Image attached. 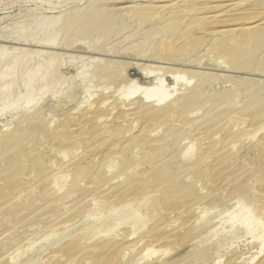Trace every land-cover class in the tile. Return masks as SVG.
Wrapping results in <instances>:
<instances>
[{
	"label": "rangeland",
	"instance_id": "1",
	"mask_svg": "<svg viewBox=\"0 0 264 264\" xmlns=\"http://www.w3.org/2000/svg\"><path fill=\"white\" fill-rule=\"evenodd\" d=\"M36 1L35 0L34 1L29 0L28 2H25V3L19 1L20 3L19 2L17 3V0L16 1L15 0H0V32H5V29L12 28V30H13L12 34L17 35L18 31H19V26L23 21L27 22V20H29L31 18H34L37 16H42V15H44L42 17H46V18L56 15V12H50V10L48 9V6H50V2H48V3L46 2L47 4L44 3L42 5V8H43V9L41 8L42 14L39 15V11L37 10V8L39 6V3L41 4V1L40 0H36ZM53 1H56V0H53ZM88 1L89 0H82L79 4H80V6H86V3ZM160 1H163V0H160ZM65 5H67V6H65ZM73 5H74L73 3L69 4V2H67V0H64V6H63L62 10H64L65 7L68 8V7H71ZM43 21H45V20H43ZM205 22H206V20H204V22L202 20V23L199 22V27H198L199 30H201L205 27L204 26L206 24ZM200 23L202 26H200ZM180 29H182V28H180ZM198 29H196L194 31L192 29H189V32L191 31L190 35L188 34V30H186L187 34H186V31H185V33L182 34L184 37L189 36L190 39L185 37L187 43L185 42V44H184V46L186 45L185 49L181 52L178 51L179 49H177L178 46H176V45H174L176 47L172 46V48H171L170 44H169L170 47L168 46V44H166V45L165 44H161V45L155 44V45H152L151 48H146V47L144 48V44L140 43V45H138L137 54L140 53V51H141V53L143 51L147 54L144 58L142 57L143 60H142V58L138 57L140 55H138V56L137 55H127L128 53L126 54V57L123 56L124 54L123 55L121 54V56H120V55H117V53H115V52L106 53L107 56H105V55L103 56V55H99V54L95 55L94 52H91V51L89 52V51H86L85 49H81V46L75 47V49H73L74 51L72 50V51L68 52V50H66V52H65V51L55 49L58 47H55L53 49H41V48L39 49L37 47L28 45L27 43H23V42L12 43V42H8V41H1L0 40V45L8 47V48H23V49H29V50H42L46 53L47 52H49V53L56 52V53L65 54L66 56H70L67 58L65 56V58L59 59V61L57 60V64L61 66V63L64 62V65L60 68V77L61 76L63 77V79L61 77V79L63 80L61 82H64L65 80H67V83H68L71 80H75L72 83L75 82L74 85L76 84L75 85L76 89L74 90V92H72V93L70 92V94H69L71 96L70 98H73V99H71V101H70L69 97L67 96V99H69V100L66 101V97L61 98V96H62L61 94H57V97H58V95L59 96L61 95L58 98L56 97V95H55V97L52 96V94H49L47 97H45L44 100L46 102H44V103L42 102V105L45 108H47V110H46V114H47L46 116L47 117H46V120L41 124L42 127L39 128V131L41 132V133L39 132V134H41L40 140L41 141L43 140V141H42V144L39 146V148L41 147V149H38V154H40V155L42 154L41 158H43L45 156L46 159L45 158H44V160L42 159V162L44 165L49 166V163L50 162L52 163V161H54V164H52V166L54 168H60L61 166L65 165L67 162L71 161L72 159L73 160L76 159L75 162H77L76 165L78 167L77 168L76 167L71 168L70 172H68L69 174H71L69 181H68V178H66L68 181L66 188L61 190V191H58V192L65 193L67 191L68 185L71 183V180H76V182L79 181L78 183H80V181H81L80 184L83 183L82 182L83 180L86 183V180H87L86 184L89 183L87 185V187L91 186L90 188H92V189H90L88 187L89 190H91V191H88L86 189H83L84 192L82 189H76L77 192L73 191L74 195L75 196L77 195L76 199L74 196V197H70V199L68 201L67 198H69V197H67V198L65 197L60 202L59 201L60 198L58 199V197H55L56 198V200L54 199L55 202H53L54 200L53 201L51 200V201H49V205H46L48 202L47 201L44 202L45 201V199H44L45 198L44 197L45 196L44 195V191H45L44 185L45 184L44 185L40 184L39 188H37L36 192H34L35 195L33 194V196H32V198L34 197V199H33L35 201V202L33 201L34 204L36 203L35 208H34L33 202H31L32 206H27V209L31 208V210L30 209L29 210L32 212V209L34 208L33 209V211H34L33 213L35 214L34 216H36V214H37V216L39 217V214H41L42 216L40 215L41 217H39L41 220H37V219H39L37 216H36V220H35V218H33L34 216L32 215L33 213H31L29 211L31 213V218H29L30 220H26L27 222L26 221L23 222L22 219L24 217H23L22 213H24L26 209H24V211L21 212L20 210H22V209L17 208L19 206H17L18 203H16V202L13 204L14 208L8 207V208H10L11 212H12V210L15 212V210L17 209L16 212L18 213V210H19L21 213L16 214L14 218L11 217L12 220L10 219V221H8V223L7 222L2 223V221L0 220L1 221V224H0L1 225L0 226V237H1L0 240L1 241H0V243L2 244V246L0 244V252H2V253H0V255H1L0 256V264H9V263L10 264H15V263L16 264H44L47 260L48 261L52 260V262H54V263H52L50 261L49 264H60V263L64 262L67 259V257L65 256V254H62L61 257L64 258V256H65L66 257L65 260L62 259L61 257H58V256H57V258L55 257L56 258L55 259L53 257V255H55V252H57V249L59 250L60 248H62V246L64 247L67 244L66 243L67 241L69 242V241L73 240V242H74V241L80 239V236H81V238H83V237L86 238V236L88 235L87 233H89L88 237H89V241H90V242L88 241L89 244L87 243V245L90 246L92 249H94L97 245H99V241H101L100 244H102V243L110 244L113 241L111 243V245H109L111 248L108 250L105 248L106 249V250L104 249L105 251H103V249H99L97 251L90 252L84 256H80L81 258H79V260L77 259L73 264H77L78 261H79L78 264H97V263L98 264H104L105 262H107V264H113V263L114 264H160V263L161 264H167V263L168 264H180V263L181 264H187V263L188 264H200V263L201 264H263L264 263V205H263L264 204V184H263L264 183V180H263V178H264V166H263L264 165V156H263L264 155V145L263 144L264 143H262L264 141V128H263L264 127V102H263L264 101V98H263L264 97V83H261L259 81V80H264V77H262V76H264V74H262V76H259V75H261V74H259L258 75L259 78L258 77L254 78L252 76L251 77L244 76V75L241 76L240 74L238 75V74H235L232 72L231 73L227 72L226 69L224 68L225 65H227V66L237 65L236 62H239L240 59L242 61H243V59H244V61H246L244 58L245 56L244 57L242 56L241 58L236 56L235 59L233 58V55H235V53L236 54L238 53L235 51L238 50L239 48H241V46H236V45L231 46L233 44H231V42L230 43H228V42L231 41L230 39L232 38V36L228 37V35H226V34H224L225 35V37H224L223 34L217 33L218 37L216 34V35H214V39H212L213 38L212 36H208V35H206V36L204 35V37L202 38V34H201L202 30L199 31ZM170 32L168 34H170ZM171 34H172V32H171ZM142 35H144V33ZM195 35H196V37H195L196 39L194 38ZM229 35H231V34H229ZM190 36H193V38ZM197 36H198V38H197ZM98 38L99 37H96V38L90 39L88 41V43L92 46V51H95L96 47L94 45H95L96 40H98ZM76 40L77 41L79 40V42H82L84 39L81 37V35H79L78 37L75 38L74 41H76ZM224 42H226V43H224ZM222 44H226V45L223 46ZM181 45H183V44H181ZM122 46L123 45L111 46V47H114L113 49L116 51V48L122 47ZM179 47H180V45H179ZM59 49H62V48H59ZM232 53H233V55H232ZM115 54H116V56H115ZM248 55H250L249 58L248 57H246V58L249 59V63H248L249 65H253V67H254L257 64V66H260L259 69L264 70V58H263L264 56L259 59L258 56L255 54V52L253 54H248ZM110 56H112V57H110ZM134 56H137L138 58H136ZM153 56H155V57H153ZM71 57H72V60L74 57L76 62L73 61V63H70ZM149 57L152 59H149ZM253 57H254V59H252ZM92 58L96 59V60L93 61ZM156 58H159V60ZM172 58L182 59L183 61H185V60L191 61L192 59L193 60H192L191 64L187 63L190 65V66L188 65L189 66L188 67L183 62L182 63L181 62L176 63V60H171ZM80 59H82L81 63H80ZM98 59L106 60L108 63H110L111 61L112 62L115 61L116 63L118 62L117 63L118 68L115 69V71H113V70L111 72L108 71L105 74V76L103 75V77H98V76L95 77L94 76L93 79L91 77H88L87 79H85V81L79 82L78 76L80 74L79 73L80 69H81V72L85 71L87 68L89 69L90 68L89 66L97 64L96 61ZM134 59H136V60H134ZM167 59H169L168 60L169 62L167 61ZM154 60L155 61L158 60L160 62H162V60H164V62L167 61V63L165 64L164 62H162V63L158 64L157 63L158 61L156 63L151 62ZM250 61H252V62H250ZM170 62H172V63H170ZM193 62L194 63L196 62V64H197V62L198 63L201 62V65H199V64L196 65ZM173 63H174V65H169V64H173ZM218 63H221V67H217L220 65ZM152 64H154L153 66H157V67H153V69L157 68L156 70H158V71L151 74L147 78H144L141 74V69H146L147 66L151 67ZM182 64L184 67L182 66ZM192 64H194V65H192ZM139 65H140V68L139 67L137 68V66H139ZM84 66L86 67V69L84 68ZM198 66H201V67H198ZM55 68H57V67L55 65H53L52 69L55 70ZM159 68H161L162 70H160ZM218 68L220 69V71ZM148 69H150V68H148ZM148 69H146V70H148ZM171 69H174L175 71L171 70ZM180 69H181V71H179ZM116 70H118V71H116ZM119 70L124 71V74H125V76H127V78L137 80L138 85L140 86V90L138 91L136 98L143 97L146 92H150V93H152L154 95H158V96H164V95H169V94L171 95V93H174V89H175V91L178 89L179 92H183L188 83L190 86H194L196 83L198 84V83L203 82L205 80H206L205 81L206 83H207V80H208V82H209V80H210V82L211 81L213 82V85L211 84L210 86H206L209 88H211V86H212V89H210L209 91L206 89L207 94L205 92V94H204L205 96H202L200 98L201 101H199L200 100L199 99L198 101H196V103L195 102L190 103V105L193 104L194 108L192 107V105H191V107H192V109H195V110L192 111V109H190L191 108L190 105H187L188 108L185 109V112H187L186 114H183L185 119L187 118L186 121H185V119H183L185 121V123H188L191 121L194 122V120L195 121L196 120L197 121L202 120V122L198 121L199 123H196L195 126L197 127L199 125L198 126L199 128L202 126H203V128H200L199 131H197L199 128H197V130H195L196 127L195 128L193 127V129L192 128L187 129L190 131L195 130L194 131L195 133L192 132L194 135L190 134L189 137H186V138H188V141L186 143L187 145L184 143L183 146H181L182 149L180 147V150L181 151H186L187 149L193 150L192 155L194 154L193 157H195L196 154H197V156H202L204 154L206 155L207 154L206 152L208 149V152L213 151V153H210L209 155H211L210 158L213 157L214 163L210 159L211 163L209 162L210 166L208 165L206 167L207 169L204 170V168H200V170L202 169L201 172L198 169V172L194 171L195 172L194 173L192 171L193 173H190V174H192V176H191L192 180L189 179L190 182H188V180H181L180 181L182 183H183V181H185L184 182L185 184L184 183L182 184L179 182L180 183L179 188L183 189L186 186L187 187L190 186L191 188L186 187L185 188V191H186L185 194L181 196L183 198L182 199L179 198L178 201H176L177 204H175V202H174V204L172 203L171 207H169L170 201L164 200V202H161V203L160 202L158 203L157 201H155L157 198H156L155 193L152 190H150V193L148 192L149 195L151 194L150 196L147 193V195H148V198H147V196H142V195L138 196L137 195L136 190H138V186H136V185H135L136 187L134 186V188H132V189H136L135 191L130 190L127 193L126 192H119L118 189H114L116 187L115 186L116 184L119 185V184L123 183L124 180L127 179V178L121 179L119 177V173H118L119 167H120V169H123L125 166L130 165L133 161L131 158L130 159L132 161L128 158L129 152L127 150H126V152L118 155V158H117L118 162L116 164L117 165L116 167H118V168H116V170L114 172L112 170V172L115 174L111 173L109 168H107L105 171H104V169H102L103 168L102 166H104V151L106 150V148H108V146H106V145H109L113 141H115V142H126V140L128 138L130 139V138L134 137V135H138L141 128L147 124L146 118H144V117L138 118V117H136L135 114L134 115L130 114L131 111H129L128 109H131V107H128V109H127V105L134 102V100H131L132 102L130 100H128L127 102H129V103L124 101L126 99H130V97H129L130 96V93H129L130 90L123 88L124 86L126 87V83L124 80H123L124 82H122V80L115 78L116 75H118L117 72H119ZM177 70L179 72H176ZM58 71L59 70H57V72ZM77 73H79V74H77ZM173 75H175V77H173ZM98 78H99V80H98ZM102 78H104V79L101 80ZM156 78H158V79L155 80ZM160 78H162V79H160ZM213 78H214V80H213ZM254 80H255V82H254ZM251 83L254 85H252ZM255 84H256V86H255ZM68 85H69V83L67 84V86ZM158 85H160V87H158ZM238 85H250V86H253V89H255V88L259 89V90L263 89L262 90L263 92L261 91V94H260L261 95L260 97L263 98V100L260 99L259 102L257 101L258 103H256V106H251L252 108L254 107L253 110L250 107L248 108V110L244 109L243 106L246 108V106H245L246 104H245V100H244V99H246V96H242V95H245V94H242L241 96L238 97L241 99V100L239 99V101L233 95L235 92L233 90H234V88L236 89V86H238ZM261 85H263V86L261 87ZM221 87H222V89H221ZM219 88H220V90H219ZM229 88L232 90V92L224 93V90L229 89ZM248 88H250V87H248ZM248 88H245V89H248ZM58 89H59V87H58ZM214 89H215V92L217 91L216 93L214 92ZM218 90H219V93H218ZM222 91L224 93V95H222L223 97H221ZM253 91H252L250 98L252 97V95L254 93L258 92V90L257 91L255 90L256 92L253 93ZM212 93H215V94H212ZM217 93H218V95H217ZM209 94H211V95H209ZM228 94H230V95H228ZM247 94H248V92H247ZM213 95H217L218 97L220 96V98H218L216 96V99L214 100L215 97L213 98ZM225 95H227V96H225ZM211 97H212V100H211ZM53 98H55V99L52 101ZM221 98H223L224 100ZM101 99L102 100L104 99L105 101H108L109 103L103 105L104 106L103 107L101 104L98 103L101 101ZM208 99H210V100L208 101ZM217 99H219L218 101H220L221 103H222V101H225L223 103L224 104L226 103L227 105H228L227 102H229V105L231 104L232 106L230 105L231 107H229V105L228 106L225 105V107H224L223 104L221 105L217 102ZM233 99L234 100L237 99V102H236V100L234 101ZM55 100H58V101L56 102ZM261 100H262V102H261ZM251 101H253V100H251ZM205 102H207V103H205ZM58 103H61V105L59 107H56ZM216 103H218V105L222 106V109ZM259 103L260 104L262 103V104L260 105ZM77 104H79V105H77ZM95 104H97V105L99 104L100 106L98 105L97 110L95 112H93L94 114L92 112H90L91 113V115H90V113H89L90 109L88 110V108L91 107L92 105H95ZM212 104H214V106ZM233 104H235V105H233ZM257 104L259 106H257ZM206 106H207V108H206ZM209 107H212L211 109L213 111ZM213 107H215V108H213ZM227 107L231 108V111H230V109L228 110ZM50 108H52V109H50ZM54 109L56 111H54ZM224 109H226L227 111ZM208 111H212L213 119H212V117L210 119L211 115L209 116V119L207 118L208 117L207 114H209ZM232 111L234 114L232 113ZM86 112L88 114H85ZM228 112H230V114ZM205 113H206V115H205ZM227 113H228V116H227ZM2 114L3 113H0V132H2V134H5V133H7V131H11V129L13 130V128L15 127V125H14L15 121H13L14 115L12 117L11 113H7V115H2ZM189 114H190V116H189ZM258 114H259V116H258ZM85 115L86 116L88 115V117H86ZM89 115L90 116L93 115L94 118L91 119L92 121L88 120L86 123V119L90 118ZM51 116H53V117H51ZM82 116L83 117L85 116L83 121L81 119V118H83ZM49 117H51V118H49ZM79 117H81V118H79ZM95 117L96 118L97 117H100V118L104 117V119H107L108 121L107 120L104 121L102 119H101L102 121H100L99 120L100 118L96 119ZM113 117H115V118H113ZM134 117H136V118H134ZM184 117H182V118H184ZM192 117H193V119H192ZM201 117H202V119H201ZM203 117L207 118L208 120L207 119H206V121L203 120L204 119ZM74 118H76V119H74ZM110 119H111V121H110ZM139 119H140V121H139ZM73 120L74 121L78 120V121L76 123ZM235 120H236V122H235ZM79 121H80V123H79ZM124 121H126V122H124ZM73 122L75 124L79 123V125L82 123L81 127H79V129L72 128L71 125L73 126V124H74ZM142 122H144V123H142ZM207 122L209 125L205 126V124H207ZM202 123H204V124H202ZM213 123L214 124L217 123V124H215L217 126V128ZM99 124L103 129L107 128L108 130H111L113 133L112 135H114L112 137L113 138L116 137V138L113 139L111 137L109 140L110 143H109V141H108V143L105 142L106 144L103 142V143H101V145H97L95 148H93L94 146H92L91 149L93 151L91 149L90 150L85 149L84 147H86V146H84L82 143L84 141L83 140L84 137H87V135H88L92 138L93 141H96L98 138L94 137V132H95V130H98L99 128H101V127H99ZM219 126H220V128L218 129ZM221 126H223L225 128H221ZM69 127L71 129H69ZM110 127H112V128H110ZM134 127H135V129H134ZM209 127L214 128V130L212 131L214 134L212 133L213 135H208L206 137L204 136V138L202 136L201 138H199L197 133H199L200 131L202 132ZM96 128H98V129H96ZM226 128H227V130H226ZM186 131H183V132H186ZM196 131H197V133H196ZM246 133H247V135H246ZM182 134H183V136H186L184 133H182ZM182 134L181 135L179 134L180 137L182 136ZM73 135H75V136H73ZM125 135H127L126 138H125ZM54 136H58L57 139L59 140L54 145L52 144L54 147H52L51 149L43 147L44 143L48 142ZM102 136L103 135L101 134V137ZM196 137H198V138H196ZM95 138H96V140H95ZM214 138H215V141H214ZM202 139H204V140H202ZM230 140L232 142V145L230 143ZM208 141H209V144H208ZM219 141H220V144H219ZM79 143L82 144L84 147L82 145H80L81 146V148H80ZM223 143L225 146L227 145V148L225 146H220ZM65 144H67V145H65ZM61 145H63V146H61ZM211 145H212V147H211ZM32 146L33 145H31L30 147H32ZM71 146H72V148H71ZM100 146H101V149H100ZM209 146L212 150L209 148ZM230 146H231V148H230ZM216 147L218 149H216ZM222 147H225L227 149V151L230 152V154H233V155H231L232 158H231V156H229V153L226 151V149L225 148L223 149ZM67 149H69V150H67ZM215 149L217 150L218 153L216 152ZM224 150L226 152H224ZM77 151H78V154H77ZM175 151L177 152L176 148L172 152L174 153ZM181 151H179V152L181 153ZM74 152H75V154H74ZM170 152H168V153L171 154L172 152L171 153ZM215 152L217 155L216 154L213 155ZM256 152H257V154H256ZM1 153H2V150H0V166L3 165V164H1V163H3V161L5 163L8 159H10V157L12 155V153H11V154L4 156ZM50 153L52 154L51 156H50ZM63 153H65L67 156H65V154H63ZM83 153L85 154V156L87 155L90 159L85 157L83 155ZM221 153L224 155H222ZM234 153H235V156H234ZM35 154L37 155V153H35ZM71 154H72V156H71ZM218 154H219V156H218ZM227 154L229 157L227 159L231 158V162H230V160H228V161L225 160V158L227 157V156L225 157V155H227ZM192 155H191V157H192ZM53 156L56 158H54ZM214 156H216V157H214ZM218 157H220L219 160H218ZM222 157L223 158L225 157L224 161H222L223 160ZM82 159H84V160L82 161ZM234 159H236V160H234ZM232 160H234V162ZM184 161H185V163H188V162H186V160H184ZM217 161H219L220 164ZM225 161H227L228 163ZM215 162L217 165L219 164V167H220V165L225 164L224 169H227L228 167H232L231 169H233V171L230 170V168H228L230 170V172H228L229 171L228 169H227V171H225L224 169H222L223 167H220L221 169L217 168L218 167L217 165H216L217 167L214 168V166H212V165H214ZM180 163H181V161H178V159H177V161L172 162L171 165H173V164L178 165ZM226 163L228 166L226 165ZM175 165H173V166H175ZM181 165H184V162H183V164L181 163ZM233 165H234V167H233ZM254 166L256 169L254 168ZM82 167L88 168L92 175L90 174L89 175L90 177L88 176L85 179H83L80 176L82 178L81 179L79 177L80 172H78V171H80V168H82ZM208 168H212L213 170L208 169ZM73 169H78V170H73ZM100 169H101L102 173L99 172ZM216 169H217V172L213 173V171L214 170L216 171ZM220 170H221V172H220ZM207 171L209 172V174H210V171H212L211 173L213 175L207 174L208 173ZM224 171L226 173H224ZM71 172H73V173H71ZM103 172H104V174H103ZM227 172H228V174H227ZM233 172L235 175L232 174ZM100 173L102 174V176ZM108 173L110 176L112 174L113 175L111 177L107 176ZM222 173H224V174H222ZM229 173H230V175H229ZM217 174H220V176H218ZM221 174L223 177L221 176ZM132 175L133 174H131L130 176H127L128 179L130 177H134ZM204 176H206L207 181L205 180ZM239 176H240V178H239ZM260 176H262V178ZM91 177H93V178H91ZM102 178H103V180H102ZM114 178H116V180ZM193 178L195 181H193ZM217 178L220 180H218ZM25 179L30 180L29 186L32 185V182H31V179L29 178V176L27 178L25 177ZM90 179L92 182L90 181ZM198 180H200V181H198ZM108 181H110V183L112 182L110 185L114 188L108 189V187H106V188L102 187V186H104V184H106V182L108 183ZM217 181H218V183H217ZM256 182H259V183H256ZM0 183H2V182H0ZM248 183H249V185H248ZM224 184H226V185H224ZM233 185H235V186L232 187ZM237 185H238V187L236 188ZM246 185H248V186H246ZM195 186H196V188H195ZM258 186L261 190L258 188ZM231 187H232V189H230ZM194 188H195V190H194ZM95 189H99V190L95 191ZM227 189H230V191ZM253 190H255V191H253ZM92 191H95V192H92ZM189 191L192 194L187 193ZM115 192H116V194H115ZM254 192L257 194H255ZM152 193H154V194H152ZM202 193H203V195H202ZM225 193H227L229 195L225 196L226 195ZM234 193H235V196L233 195ZM237 193H239V194H237ZM40 194H41V196H40ZM42 195H44L43 198H42ZM93 195L95 198L93 197ZM152 195H154L155 198H153ZM189 195H191V198L189 197ZM197 195H199V196H197ZM1 196L2 195H0V202L3 201V200H1V199H3ZM85 196H87V197H85ZM37 198L39 199V204H37L38 203ZM145 198H147L148 200ZM189 198L191 200H197V201L199 200V201H201V203L205 201L204 203H202L204 206L201 205V203H200V206H198V207H200L199 209L196 208L194 211L192 209L189 210L188 209L189 203H190ZM209 198H211V199L209 200ZM230 198H232V200H229ZM35 199H37V201ZM65 199H67V200H65ZM143 199H145V200H143ZM236 199H239L242 204L238 203L237 202L238 200H236ZM46 200H47V198H46ZM105 200H106V202H105ZM180 200H182L184 202H182ZM58 201H59V204H58ZM92 201H96V202H92ZM135 201H137L139 204L137 205V202H135ZM83 202H84V204H83ZM132 202H134V203H132ZM147 202L150 205H148ZM165 202L169 203V204L167 203L168 207H165V206H167V204H165ZM42 203L45 204L44 207H45V209H48L49 212L46 210L45 211L42 210L43 212L40 211L43 207ZM81 203H82V205H81ZM93 203L95 205H93ZM129 203L130 204L132 203L133 205L132 204L130 205ZM186 203H187V205H186ZM126 204L127 205L129 204L132 208L129 207V205H128V207H129L128 208ZM163 204H165V206ZM56 205L58 207H56ZM90 205H92V206L89 207ZM177 205H180V206L178 207ZM38 206H42V207L39 208ZM50 206H52V207L50 208ZM181 206H184V207L182 208ZM118 207L121 209L118 210L117 209ZM186 207H187V211L185 212ZM8 208H4L6 211L5 210L3 211L2 210L3 208L1 209L2 211L0 210V214H1L0 217L1 216L2 217L8 216L7 213L10 212V210ZM20 208H23V207H20ZM37 208H39V209H37ZM63 208H64V210H63ZM127 208H128V210H127ZM53 209L54 210L58 209L57 211H55V214L53 212ZM130 209H132V210H130ZM35 210H36V212H35ZM173 210L175 212H173ZM182 210H183V212H182ZM50 211H52V214ZM44 212H45V214H42ZM121 212L123 213L122 219H121V217H119V218L122 221H119L120 219L118 218V216L121 215ZM125 212H127L129 214H127ZM158 212L159 213L162 212L161 216L164 217L163 222H166L167 225L165 223H163V225L160 224L161 225L160 227L156 226L157 225V219L156 218H157V216H159ZM77 213H78V215H77ZM118 213H119V215H118ZM156 213L158 215H155ZM20 214H22V215H20ZM124 214H126L127 217L124 216ZM19 215H20V217H19ZM192 215L195 216V218ZM17 216L19 218H17ZM90 216L92 217V220L91 219L86 220ZM128 216H130V217H128ZM134 216H135V218H134ZM179 216H180V218H178ZM188 216L191 219H189ZM124 217L126 220L124 219ZM172 217H174V218H172ZM20 218H21V220L18 221ZM127 218H130V220ZM236 218H237V220H236ZM245 218H246V220H245ZM48 219L51 222H49ZM114 219H117V221ZM180 219H181V221H180ZM81 220H82V222H81ZM85 220L88 222L84 223ZM73 221H74V223H73ZM53 222H54L55 226H53ZM122 222H124V224ZM196 222H197V224H195ZM45 223H47L48 225H50V223H51V225H50L51 227ZM86 223H88V224H86ZM113 223H115V224H113ZM170 223L172 225H169ZM175 223H178V224H175ZM2 224H4V225H2ZM102 224H105L104 226L106 228L104 227L101 230L103 232H100L98 229L99 228L101 229ZM10 225H11L12 230L14 227V231L11 230ZM19 225H21V228H19L20 227ZM58 225L63 226V227H59ZM66 225L69 226V228L71 227L72 229L71 228L70 229L72 231ZM183 225H185V226H183ZM190 225H192V226H190ZM15 227H16V229H18L19 231L21 230V231L19 232L18 230L15 229ZM24 227H25L24 230H26L25 232H24V230L22 231V229ZM29 228H30V230H29ZM83 228H84V230H83ZM111 228L113 229V231L110 230ZM130 228L133 231H131ZM165 228L166 229L168 228V229L166 230ZM173 228L176 230L174 231ZM87 229L88 230L90 229L89 232ZM108 229L110 230V232ZM184 229H185V232H184ZM15 230L17 232L16 233L17 235L15 234ZM128 230L131 232H129ZM157 230H160V234H162L163 236L160 235L159 231H157ZM9 231L11 232V234ZM45 231H47V232H45ZM189 231H191V233ZM1 232H3V233H1ZM78 232H79V234H78ZM117 232L119 235L117 234ZM186 232H187V234H186ZM26 233H27V235H26ZM40 233H41V235H40ZM120 233H121V235H120ZM168 233H169V235H168ZM210 233H211V235H210ZM84 234L85 235L87 234V235L84 236ZM132 234H134V235H132ZM4 235H7V236L10 235V236L5 237ZM12 235L13 236L15 235V236L13 237ZM166 235H168V236H166ZM11 236L15 239L11 238ZM16 236H18V237H16ZM214 236H215V238L216 237L217 238L215 239ZM137 237H139V238L136 239ZM142 237H144L145 239H143ZM65 238H66V240H65ZM4 240H6V241H4ZM108 240H110V241L108 242ZM196 240H198V241H196ZM183 242H185V243H183ZM195 242H197V243H195ZM23 243H25V244L21 246V244H23ZM140 243H141V245H140ZM92 244H94V245H92ZM97 247H99V246H97ZM8 249H9V251H8ZM122 249H124V251ZM111 250H113V251H111ZM150 250H152V251L154 250L155 254L152 253V251H150ZM103 252H105V253L103 254ZM3 254L4 255L6 254L7 256H4ZM100 254H103V255L100 256ZM193 254H194V256H193ZM196 254H197V256H195ZM2 255H3V257H2ZM29 255L31 257H29ZM119 255H121V257ZM199 255H200V257H199ZM17 256L19 258H17ZM3 258H5V259H3ZM8 258L10 259V261ZM57 259H58V261H57ZM60 259H62L63 261ZM189 259H190V261H189ZM18 262H20V263H18Z\"/></svg>",
	"mask_w": 264,
	"mask_h": 264
},
{
	"label": "bare ground",
	"instance_id": "2",
	"mask_svg": "<svg viewBox=\"0 0 264 264\" xmlns=\"http://www.w3.org/2000/svg\"><path fill=\"white\" fill-rule=\"evenodd\" d=\"M16 1V0H15ZM28 2L29 0H17L18 2ZM34 1V0H32ZM36 1V0H35ZM41 4L39 3V6L37 8V10L39 11V15L42 14V5L44 3H48L50 2V6H48V9L50 10V12H56L55 16H50V17H42V16H37L34 18H31L29 20L23 21L20 26H19V31L18 34H12V28H7L5 29V32H0V40L1 41H8V42H12V43H27L28 45L37 47V48H41V49H53L55 47V49L61 50V51H65L68 50L72 51L73 49H75V47L81 46V49H85L86 51H91L94 52L95 55L99 54V55H106V53H112L115 52L117 53V55L121 54L123 56L126 57L127 55H140L138 57L140 58H144L147 54L145 52L140 51V53L137 54V49H138V45L144 44V48H151L152 45H161V44H169L173 47L178 46L177 49H179L178 51L181 52L185 49V42H186V38L190 39L189 36H183L182 34L185 33L186 30H188V34L190 35L191 31L189 32V29H192L193 31L198 29L199 27V22L202 23V20L204 22V20H206V24L204 25L205 27L199 31H201L202 34V38L204 37V35H208V36H212L214 39V35H216L217 33H221V34H226L229 36H232V38L230 39L231 41H229L228 43L231 42V46H241V48H239L238 50H236L235 52H238L237 54L235 53V55H233V58L235 59L236 56H238L239 58H241L242 56L245 58L246 61H243L240 59L239 62H236L237 65L234 66H227L225 65L224 68L226 69L227 72L229 73H235V74H240L241 76H248V77H258L262 76V74H264V70L259 69L260 66H257V64L253 67V65H249V56L248 54H253L255 52V54L258 56V58L260 59L261 57L264 56V0H163V1H156V0H89L86 3V6H80V2L82 0H67V2L73 3L74 5L68 8H64V10H62L63 6H64V0H40ZM39 1V2H40ZM19 2V3H20ZM37 2V1H36ZM16 3V2H15ZM46 3V4H47ZM127 4V5H126ZM49 5V4H48ZM68 5V4H67ZM65 5V6H67ZM72 5V4H71ZM42 8V9H41ZM58 14V15H57ZM45 20V21H43ZM200 23V26H202ZM182 28V29H180ZM216 30V31H215ZM172 34H171V32ZM170 32V34H168ZM144 33V35H142ZM197 33V32H196ZM195 33V34H196ZM187 34V31H186ZM200 34V33H199ZM198 34V35H199ZM231 34V35H229ZM79 35H81V37L84 39L82 42H79V40L74 41L76 37H78ZM193 35V34H192ZM96 37H99L98 40H96L95 42V51H92V46L88 43V41L90 39H94ZM193 38V36H190ZM196 37V35L194 36V38ZM218 37V34H217ZM216 37V38H217ZM225 37V35H224ZM227 37V36H226ZM157 38V39H156ZM159 38V39H158ZM198 38V36H197ZM207 38V37H206ZM209 38V37H208ZM196 39V38H195ZM200 40V39H199ZM189 41V40H188ZM227 42V41H226ZM224 42V43H226ZM100 43V44H99ZM187 43V42H186ZM190 43V42H189ZM79 44V45H78ZM183 44V45H181ZM123 45L122 47H118L116 48V51L113 49L114 47L111 46H120ZM176 45V46H174ZM180 45V47H179ZM188 45V44H187ZM223 46L226 44H222ZM235 46V47H236ZM170 47V46H169ZM190 47V46H189ZM62 48V49H59ZM70 49V50H69ZM165 49V48H164ZM163 49V50H164ZM169 50V49H168ZM74 51V50H73ZM76 51V50H75ZM145 51V50H144ZM173 52V51H172ZM114 54V53H113ZM161 54V53H160ZM159 54V55H160ZM47 57H46V56ZM142 55V56H141ZM168 55V54H167ZM65 54H61V53H56V52H44L42 50H29V49H23V48H8L5 46L0 45V113H3L2 115H7V113H11L12 117L14 115V120L15 123V127L13 128V130L11 129V131H7V133L2 134V132H0V150H2V155L6 156L8 154H11L10 159H8L5 163L3 161L2 166H0V195H2L1 197L3 199V201H1L0 203V210L2 209L3 211L5 210L4 208H8V207H13V204L16 202L18 203L17 208L22 209L20 210L21 212L25 210L23 214V222H25L26 220H30L29 218H31V213H33V209L35 208L36 203L34 204V197L32 198L34 192H36L37 188H39L40 184H45V191H44V195H42L45 197V201L44 202H48L46 205H49V201H53L54 199L56 200L55 197H58V199L60 198V202L61 200H63V198H67L68 201L70 199V197H74V193L76 189H86L88 191L89 188L91 187H87L86 183L84 182V180L82 181L83 183H78L79 181L76 182V180H71V183L68 185L67 187V191L65 193H60L58 191H61L63 189L66 188L67 186V182L69 181V178L71 176V174H69L68 172H70L71 168H77L78 166L76 165L77 162H75V160H71L69 162H67L65 165L61 166L60 168H54L52 166V164H54V161H52V163H49V166L44 165L42 162V159L44 160L45 156L43 158H41V155L38 154V149H41V147L39 148V146L42 144V141L40 140V135L39 134V128L42 127V123L46 120V110L47 108H45L42 105V102H46L44 99L45 97H47L49 94H52V96L57 97V94H61V98H65L66 97V101L73 98H70L71 96L69 95L70 92H74L75 85L74 83H72L75 80H71L69 83V85L67 86V80L63 81V77L61 79L60 77V68L64 65V62L61 63V66L57 64V60L59 61V59L65 58ZM116 56V54H115ZM119 56V57H120ZM122 56V57H123ZM137 56H134L136 58H138ZM152 56V55H151ZM235 56V57H234ZM70 57V56H66ZM112 57V56H110ZM155 57V56H153ZM248 57V58H246ZM256 57V56H255ZM121 58V57H120ZM130 58V57H129ZM142 58V60H143ZM147 58V57H146ZM163 58V57H162ZM161 58V59H162ZM238 58V59H239ZM264 58V57H263ZM93 59V58H92ZM149 59H152L149 57ZM159 60V58H156ZM160 59V60H161ZM254 59V57L252 58ZM80 59V63H81ZM96 59H93V61ZM136 60V59H134ZM141 60V59H140ZM141 60V61H142ZM158 60H154L151 61L153 63H156ZM169 59H167L168 61ZM171 60H176V63H184L187 66L189 64L187 63H192V60H185L183 61L182 59H176V58H172ZM170 60V61H171ZM64 61V60H63ZM69 61V60H68ZM71 62L73 63V61H75V58L71 57ZM79 61V60H78ZM92 61V60H91ZM166 61V60H165ZM164 62V60H162V62H164L165 64L167 63ZM195 61V60H194ZM76 62V61H75ZM97 64L91 65L89 66L90 68L86 69V67L84 66V68L86 69L85 71L81 72V69L79 71V82L81 81H85V79H87L88 77H91L92 79L95 77H103V75L105 76V74L108 71H115V69H117V63L114 62H110L108 63L106 60L103 59H98ZM160 61H158L157 63H162ZM169 62V61H168ZM252 62V61H250ZM59 63V62H58ZM68 63V62H67ZM107 63V64H106ZM172 63V62H170ZM194 63V62H193ZM106 64V65H105ZM109 64V65H108ZM124 64V63H123ZM127 64V63H126ZM150 64V63H149ZM196 64V62L194 63ZM192 64V65H194ZM197 64L201 65V62ZM196 64V65H197ZM217 67H221V63ZM251 64V63H250ZM55 65L57 68H55V70L52 69V66ZM58 65V66H57ZM154 64L151 65V67H148L150 69L146 70V69H141V74L144 78H147L148 76H150L151 74L155 73L156 70L153 69V67H157V66H153ZM169 65H174L173 64H169ZM168 65V66H169ZM177 65V64H176ZM179 65V64H178ZM260 65V64H259ZM60 66V67H59ZM80 66V65H79ZM134 66V65H133ZM150 66V65H149ZM167 66V65H166ZM183 66V64H182ZM190 66V65H189ZM188 66V67H189ZM262 66V65H261ZM140 68V65L137 66V68ZM175 67V66H174ZM173 67V68H174ZM184 67V66H183ZM193 67V66H192ZM201 67V66H198ZM83 68V67H82ZM162 68V67H161ZM161 68H159L160 70H162ZM170 68V67H169ZM177 68V67H176ZM207 68V67H206ZM197 69V68H196ZM219 69V68H218ZM57 70H59L57 72ZM139 70V69H138ZM174 70V69H171ZM183 70V69H182ZM199 70V69H198ZM201 70V69H200ZM118 71V70H116ZM127 71V70H126ZM175 71V70H174ZM181 71V69L179 70ZM178 70L176 72H179ZM184 71V70H183ZM220 71V69H219ZM225 71V72H226ZM109 72V73H110ZM118 75H116V79H120L122 80V82L125 81L126 83V87L124 86V89H128L130 90V99H126L124 100L125 102H127L128 100H134V102L130 103L127 105V109L128 107H131V109H128L130 112V114L132 115H136V117L138 118H146L147 119V124L145 126H143L141 128V130L139 131L138 135H134V137L132 138H128L126 140V142H115L113 141L112 143H110V138L114 135H112V131L108 130L107 128H102L99 124V127L101 128H96L98 130H95L94 132V137H97L98 139L93 141L92 138L90 136L87 135V137H84V141L82 142L84 147L82 144L79 143V146L82 145L85 149L90 150L92 148V146H94L93 148H95L97 145H101V143H108L109 141V145L108 148H106V150L104 151V166H102L104 169V171L109 168L111 173H113L116 168L117 162H118V155H120L121 153L126 152V150L129 152V156L128 158L132 161V163L128 166H125L123 169L118 170L119 173V177L121 179L123 178H127V176H130L131 174H133L132 176L134 177H130L128 180H124L123 183L119 184V185H115L116 187H112L110 184V181H108V183L106 182V184H104V186H102L103 188L108 187V189L114 188V189H118L119 192H129L130 190H136V189H132L134 188V186H138V190H136L137 195L138 196H147L150 193V190H152L155 195H156V200L158 203L160 202H164V200L166 201H170L168 204L170 205L169 207H171L172 203L177 204L176 201H178L179 198H183L181 197L182 195L185 194V188H179V184L182 183L180 182L181 180H188L191 179L192 174L194 171L198 172V169L200 170V168H204L207 169L206 167L211 163V161L214 163L213 161V157L210 158L211 155H209L210 153H213V151L208 152L207 149V154L202 155V156H197V154L194 156V154L192 155V151L190 149H185L186 151H181L180 147L183 146V144L187 143L188 138L190 134H193L192 132H194L195 130H197V128H199L198 126L196 127V123H199L198 121L202 122V120H194V122H188L185 123L186 119L184 117L183 114H186L187 112H185V109L188 108L187 105H190V103H196V101H198L202 96H205V92L207 94L206 89L209 91L210 89H212L206 86H210L211 84L213 85V82L211 83L210 80L207 83L205 81L200 82V83H196L194 86H190L189 83L186 85L185 89L183 92H179L178 89L175 91L174 89V93H171V95H164V96H158V95H154L150 92H146L144 94L143 97L141 98H136V95L138 94V91L140 90V86L138 85L137 80L135 79H129L127 78V76H125L124 71H120L117 72ZM115 74V73H114ZM261 74V75H259ZM259 75V76H258ZM173 77H175V75H173ZM217 77V76H216ZM215 77V78H216ZM264 77V76H262ZM77 78V77H76ZM75 78V79H76ZM218 78V77H217ZM104 78H102L101 80H103ZM158 78H156L155 80H157ZM162 79V78H160ZM99 80V78H98ZM124 80V81H123ZM214 80V78H213ZM253 81V80H252ZM261 83H264V80H259ZM103 82V81H102ZM109 82V81H108ZM111 82V81H110ZM255 82V80H254ZM99 83V82H98ZM160 83V82H159ZM210 83V84H209ZM252 84V83H251ZM124 85V84H123ZM215 85V84H214ZM254 85V84H252ZM74 86V87H73ZM217 86V85H216ZM256 86V84H255ZM263 85H261L262 87ZM59 87V89H58ZM66 89H65V88ZM158 87H160V85H158ZM227 87V86H226ZM225 87V88H226ZM250 87V88H248ZM122 88V87H121ZM209 88V89H208ZM248 88V89H245ZM255 88V87H254ZM58 89V90H57ZM65 89V90H64ZM216 89V88H215ZM214 89V92H215ZM222 89V87H221ZM253 86L250 85H238L236 86V89L234 88L233 91L234 92V96L235 98H238L239 96H246L245 100V106L246 108L243 106L244 109H247L251 106H256V103L259 102L260 99L263 100V98H261L260 94L261 91L263 89H253ZM64 90V91H63ZM87 90V89H86ZM220 90V88H219ZM218 90V93H219ZM258 90V92L256 91ZM251 91V92H250ZM252 91L254 93L252 95V97L250 98ZM61 92V93H60ZM217 92V91H216ZM215 92V93H216ZM232 92V90L226 89L224 90V93H230ZM248 92V94H247ZM263 92V91H262ZM212 93V94H215ZM217 93V95H218ZM221 93V92H220ZM223 91L221 94V97H223L222 95H224ZM75 94V93H74ZM66 95V96H65ZM211 95V94H209ZM217 95H213L214 100L216 99ZM230 95V94H228ZM58 95V97H60ZM67 96L69 97V99H67ZM133 96V97H132ZM227 96V95H225ZM224 96V97H225ZM51 97V96H50ZM57 97V98H58ZM73 97V96H72ZM128 97V98H129ZM218 97V96H217ZM49 98V97H48ZM47 98V99H48ZM60 98V99H61ZM105 98V97H104ZM204 98V97H203ZM220 98V96L218 97ZM242 98V97H241ZM55 98L52 99V101ZM107 99V98H106ZM223 99V98H221ZM220 99V100H221ZM237 99L236 102H237ZM253 101H251V100ZM44 100V101H43ZM49 100V99H48ZM59 100V99H58ZM58 100H55L56 102ZM62 100V99H61ZM65 100V99H64ZM210 99H208L209 101ZM212 100V97H211ZM213 100V101H214ZM219 99H217V102L219 104H223L224 107L225 105H228L222 101V103L220 101H218ZM224 100V99H223ZM234 100V99H233ZM234 100V101H235ZM241 100V99H240ZM261 100V102H262ZM63 101V100H62ZM201 101V99L199 100ZM203 101V100H202ZM232 101V100H231ZM255 101V102H254ZM258 101V102H257ZM61 102V101H60ZM122 102V101H121ZM204 102V101H203ZM211 102V101H210ZM233 102V101H232ZM231 102V103H232ZM264 102V101H263ZM99 104H101L102 106L109 103L108 101H105L104 99L100 102H98ZM124 103V102H123ZM129 103V102H127ZM207 103V102H205ZM204 103V104H205ZM218 103H216L218 105ZM46 104V103H45ZM98 104V105H99ZM201 104V103H200ZM209 104V103H208ZM238 104V103H237ZM254 104V105H253ZM260 104V103H259ZM262 104V103H261ZM260 104V105H261ZM61 105V103H58L56 107H59ZM79 105V104H77ZM98 105H92L91 107L88 108L89 113L90 112H95L98 108ZM122 105V104H121ZM126 105V104H125ZM193 107V104H191ZM190 105V107H191ZM199 105V104H198ZM214 106V104H212ZM211 105V106H212ZM216 105V106H217ZM231 105V104H230ZM229 105V107H231ZM235 105V104H233ZM244 105V104H243ZM100 106V105H99ZM101 106V107H102ZM123 106V105H122ZM220 106V105H218ZM257 106H259L257 104ZM100 107V108H101ZM104 107V106H103ZM189 107V108H190ZM192 107L190 109H192ZM222 109V106H220ZM234 107V106H233ZM237 107V106H236ZM121 108V107H120ZM119 108V109H120ZM194 108V107H193ZM207 108V106H206ZM210 109L212 107H209ZM215 108V107H213ZM218 108V107H217ZM216 108V109H217ZM228 108V107H227ZM254 108V107H253ZM252 108V110H253ZM256 108V107H255ZM52 109V108H50ZM56 109V108H55ZM54 109V111H56ZM118 109V110H119ZM200 109V108H199ZM220 109V110H221ZM231 108H228V110ZM62 110V109H61ZM189 110V109H188ZM195 109H192V111ZM203 110V109H202ZM212 110V109H211ZM215 110V109H214ZM219 110V111H220ZM226 110V109H224ZM255 110V109H254ZM59 111V110H58ZM213 111V110H212ZM212 111H208L209 114L208 115V119L210 116V119L212 116ZM227 111V110H226ZM259 111V110H258ZM257 111V112H258ZM68 112V111H67ZM116 112V111H115ZM185 112V113H184ZM207 112V113H208ZM216 112V111H215ZM245 112V111H244ZM256 112V111H255ZM62 113V112H61ZM199 113V112H198ZM219 113V112H218ZM226 113V112H225ZM230 114V112H228ZM227 113V116H228ZM233 113V111H232ZM51 114V113H50ZM74 114V113H73ZM85 114H88L87 112ZM94 114V113H93ZM103 114V113H102ZM114 114V113H113ZM129 114V113H128ZM234 114V113H233ZM247 114V113H246ZM257 114V113H256ZM59 115V114H58ZM83 115V114H82ZM91 115V113H90ZM89 115V116H90ZM101 115V114H100ZM126 115V114H125ZM193 115V114H192ZM197 115V114H196ZM206 115V113H205ZM261 115V114H260ZM50 116V115H49ZM86 116V115H85ZM84 116V117H85ZM190 116V114H189ZM223 116V115H222ZM259 116V114H258ZM53 117V116H51ZM49 117V118H51ZM70 117V116H69ZM83 117V116H82ZM84 117L81 118L82 121L84 120ZM88 117V115L86 116ZM128 117V116H127ZM134 117V118H136ZM184 117V118H182ZM55 118V117H54ZM93 117L90 116V118L86 119V123L88 120H91ZM96 118V117H95ZM100 117H97L96 119H99ZM115 118V117H113ZM137 118V119H138ZM196 118V117H195ZM206 121L207 118L203 117ZM257 118V117H256ZM56 119V118H55ZM76 119V118H74ZM107 120L103 118H100L99 120ZM129 119V118H128ZM185 119V121L183 120ZM193 119V117H192ZM197 119V118H196ZM200 119V118H199ZM202 119V117H201ZM207 119V120H208ZM228 119V118H227ZM79 120V119H78ZM74 121L77 123V121ZM131 120V119H130ZM136 120V119H135ZM142 120V119H141ZM190 120V119H189ZM216 120V119H215ZM12 121V122H13ZM92 121V120H91ZM98 121V120H97ZM108 121V120H107ZM111 121V119H110ZM109 121V122H110ZM140 121V119H139ZM212 121V120H211ZM226 121V120H225ZM73 122V123H74ZM121 122V121H120ZM126 122V121H124ZM134 122V121H133ZM215 122V121H214ZM236 122V120H235ZM11 123V122H10ZM80 123V121H79ZM73 124V126L71 125L72 128H77L79 129V127H81V124ZM139 123V122H138ZM144 123V122H142ZM205 123V122H204ZM202 123V124H204ZM45 124V123H44ZM125 124V123H124ZM201 124V125H202ZM214 124V123H213ZM217 124V123H215ZM214 124V125H215ZM221 124V123H220ZM104 125V124H103ZM113 125V124H112ZM206 125H209L208 122ZM95 126V125H94ZM107 126V125H106ZM121 126V125H120ZM204 126V127H205ZM211 126V125H210ZM216 126V125H215ZM98 127V126H97ZM193 127L196 129L194 131H190L187 129H190ZM9 128V127H8ZM112 128V127H110ZM124 128V127H123ZM200 128H203L200 127ZM200 128L197 130L199 131ZM217 128V126H216ZM220 128V126L218 127V129ZM221 128H225L223 126H221ZM264 128V127H263ZM6 129V128H5ZM4 129V130H5ZM69 129H71L69 127ZM116 129V128H115ZM135 129V127H134ZM9 130V129H8ZM87 130V129H86ZM124 130V129H123ZM187 130V131H186ZM214 130L213 127H209L207 129H205L204 131H200L199 133H197L198 137L201 138L203 136L206 137L208 135H213L214 133L212 132ZM225 130V129H224ZM223 130V131H224ZM227 130V128H226ZM58 131V130H57ZM63 131V130H62ZM133 131V130H132ZM186 131V132H183ZM222 131V132H223ZM4 132V131H3ZM51 132V131H50ZM56 132V131H55ZM59 132V131H58ZM61 132V131H60ZM115 132V131H114ZM118 132V131H117ZM218 132V131H217ZM41 133V132H40ZM52 133V132H51ZM82 133V132H81ZM119 133V132H118ZM123 133V132H122ZM136 133V132H135ZM184 133L186 136H183ZM195 133V132H194ZM213 133V134H212ZM75 134V133H74ZM101 134L104 136L101 137ZM116 134V133H115ZM124 134V133H123ZM182 134V136L180 137V135ZM219 134V133H218ZM54 135V134H53ZM81 135V134H80ZM131 135V134H130ZM129 135V136H130ZM179 135V136H178ZM194 135V134H193ZM196 135V134H195ZM247 135V133H246ZM245 135V136H246ZM66 136V135H65ZM75 136V135H73ZM77 136V135H76ZM83 136V135H82ZM121 136V135H120ZM127 135H125L126 138ZM230 136V135H229ZM194 137V136H193ZM196 137V138H198ZM214 137V136H213ZM233 137V136H232ZM244 137V136H243ZM58 136H54L52 137L48 142L44 143L43 147L51 149L52 147H54L53 145L59 141ZM78 138V137H77ZM101 138V139H100ZM113 138V137H112ZM116 137H114L113 139H115ZM118 138V137H117ZM230 138V137H229ZM119 139V138H118ZM117 139V140H118ZM190 139V138H189ZM237 139V138H236ZM62 140V139H61ZM116 140V141H117ZM204 140V139H202ZM201 140V141H202ZM233 140V139H232ZM238 140V139H237ZM215 141V138H214ZM213 141V142H214ZM45 142V141H44ZM78 142V141H77ZM93 142V143H92ZM35 143V144H34ZM63 143V142H62ZM105 143V144H106ZM207 143V142H206ZM226 143V142H225ZM230 143L232 145V142L230 140ZM261 143V142H260ZM259 143V144H260ZM264 143V141L262 142ZM261 143V144H262ZM53 144V145H52ZM91 144V145H90ZM202 144V143H201ZM204 144V143H203ZM209 144V141H208ZM212 144V143H211ZM220 144V141H219ZM227 144V143H226ZM229 144V143H228ZM256 144V143H255ZM258 144V145H259ZM31 145H33L32 147H30ZM67 145V144H65ZM75 145V144H74ZM90 145V146H89ZM187 145V144H186ZM234 145V144H233ZM264 145V144H263ZM63 146V145H61ZM103 146V145H102ZM220 146H225L224 143L221 144ZM245 146V145H244ZM261 146V145H260ZM99 147V146H98ZM97 147V148H98ZM185 147V146H184ZM183 147V148H184ZM212 147V145H211ZM227 148V145L225 146ZM225 147H222L223 149ZM72 148V146H71ZM81 148V146H80ZM177 150V152L175 151L174 153L172 152L173 150ZM205 148V147H204ZM210 148V146H209ZM225 148V149H226ZM229 148V147H228ZM231 148V146H230ZM239 148V147H238ZM243 148V147H242ZM43 149V148H42ZM101 149V146H100ZM182 149V147H181ZM211 149V148H210ZM216 149H218L216 147ZM215 149V150H216ZM220 149V148H219ZM256 149V148H255ZM47 150V149H46ZM69 150V149H67ZM92 150V149H91ZM98 150V149H97ZM212 150V149H211ZM40 151V150H39ZM48 151V150H47ZM50 151V150H49ZM74 151V150H73ZM85 151V150H84ZM83 151V152H84ZM93 151V150H92ZM172 153H171V152ZM181 151V153L179 152ZM195 151V150H194ZM219 151V150H218ZM227 151V149H226ZM224 150V152H226ZM241 151V150H240ZM256 151V150H255ZM65 152V151H64ZM168 152H170L171 154H169ZM217 152V150H216ZM216 152L213 154L215 155ZM222 152V151H221ZM228 152V151H227ZM243 152V151H242ZM259 152V151H258ZM37 153V155L35 154ZM52 153V152H51ZM50 153V156L52 155ZM92 153V152H91ZM101 153V152H100ZM103 153V152H102ZM202 153V152H201ZM218 153V152H217ZM220 153V152H219ZM229 156L233 155L230 154ZM55 154V153H54ZM65 154V153H63ZM68 154V153H67ZM75 154V152H74ZM78 154V151H77ZM90 154V153H89ZM203 154V153H202ZM222 154V153H221ZM257 154V152H256ZM83 155L85 156V154L83 153ZM82 155V156H83ZM96 155V154H95ZM99 155V154H98ZM101 155V154H100ZM192 155V157H191ZM212 155V156H213ZM217 155V154H216ZM224 155V154H222ZM221 155V156H222ZM55 156V155H54ZM53 156V157H54ZM57 156V155H56ZM65 156H67L65 154ZM72 156V154H71ZM75 156V155H74ZM81 156V157H82ZM90 156V155H89ZM219 156V154H218ZM227 156V157H226ZM235 156V153H234ZM238 156V155H237ZM236 156V157H237ZM264 156V155H263ZM59 157V156H58ZM62 157V156H61ZM87 158H89L87 155L85 156ZM91 157V156H90ZM216 157V156H214ZM226 157V158H225ZM225 160H230L231 162V158L228 157V154L225 155ZM244 157V156H243ZM56 158V157H54ZM64 158V157H63ZM220 157H218L219 160ZM224 158L222 157V161H224ZM46 159V158H45ZM90 159V158H89ZM154 159V160H153ZM181 161V163L184 165L180 164H173L171 165L172 162L175 161ZM211 159V161H210ZM237 159V158H236ZM234 159V160H236ZM84 159H82L83 161ZM87 160V159H86ZM188 163H185V161ZM189 160V161H188ZM194 160V161H193ZM221 160V159H220ZM234 160H232L234 162ZM249 160V159H248ZM263 160V159H262ZM225 161V162H227ZM260 161V160H259ZM80 162V161H79ZM86 162V161H85ZM89 162V161H88ZM210 162V163H209ZM219 162V161H217ZM45 163V162H44ZM82 163V162H81ZM228 163V162H227ZM226 163V165H227ZM220 164V162H219ZM217 165L216 162L214 165V168H220L223 167L222 169H224V165ZM234 164V163H233ZM258 164V163H257ZM59 165V164H58ZM217 165V166H216ZM47 166V167H46ZM210 166V165H209ZM228 166V165H227ZM260 166V165H259ZM264 166V165H263ZM234 167V165H233ZM230 168V170L233 171V169H231L232 167H228ZM227 168V169H228ZM255 168V166H254ZM208 169H212V168H208ZM221 169V168H220ZM227 169H224L225 171H227ZM244 169V168H243ZM256 169V168H255ZM73 170H78V169H73ZM113 170V172H112ZM202 170V169H201ZM200 170V172H201ZM213 170V169H212ZM219 170V169H218ZM229 170V169H228ZM230 170L228 172H230ZM250 170V169H249ZM252 170V169H251ZM261 170V169H260ZM96 171V170H95ZM193 171V172H192ZM224 171V173H226ZM74 172V171H73ZM71 172V173H73ZM80 172L79 173V177L81 176L83 179L87 178L91 173L90 170L86 167H82L80 168ZM99 172H101V169L99 170ZM194 172V173H195ZM208 172V171H207ZM212 171H210V174L213 175L211 173ZM217 172L214 170L213 173ZM221 172V170H220ZM227 172V174H228ZM243 172V171H242ZM245 172V171H244ZM247 172V171H246ZM102 173V172H101ZM100 173V174H101ZM206 173V172H205ZM222 173V174H224ZM236 173V172H235ZM238 173V172H237ZM255 173V172H254ZM98 174V173H97ZM104 174V172H103ZM106 174V173H105ZM115 174V173H113ZM112 174V175H113ZM209 174V172L207 173ZM209 174V175H210ZM221 174V176H222ZM234 174V172L232 173ZM243 174V173H242ZM248 174V173H247ZM92 175V174H91ZM111 175V176H112ZM194 175V174H193ZM208 175V176H209ZM218 176H220V174H217ZM230 175V173H229ZM235 175V174H234ZM257 175V174H256ZM29 176V178L31 179L32 185L29 186V182L30 180H26L25 177L27 178ZM94 176V175H93ZM102 176V174H101ZM107 176H110L109 173L107 174ZM110 176V177H111ZM196 176V175H195ZM80 177V178H81ZM90 177V176H89ZM100 177V176H99ZM194 177V176H193ZM197 177V176H196ZM205 180L206 179V176ZM214 177V176H213ZM223 177V176H222ZM225 177V176H224ZM236 177V176H235ZM234 177V178H235ZM254 177V176H253ZM257 177V176H256ZM262 178V176H260ZM259 177V178H260ZM68 178V181L67 179ZM81 178V179H82ZM93 178V177H91ZM195 178V177H194ZM193 178V181H195ZM208 178V177H207ZM219 178V177H218ZM217 178V179H218ZM221 178V177H220ZM240 178V176H239ZM116 180V178H114ZM199 179V178H198ZM94 180V179H93ZM103 180V178H102ZM114 180V181H115ZM192 180V179H191ZM211 180V179H210ZM220 180V179H218ZM235 180V179H234ZM251 180V179H250ZM262 180V179H261ZM264 180V178H263ZM262 180V181H263ZM73 181V182H72ZM91 181V179H90ZM105 181V180H104ZM113 181V180H112ZM200 181V180H198ZM212 181V180H211ZM215 181V180H214ZM92 182V181H91ZM90 182V183H91ZM116 182V181H115ZM180 182V183H179ZM185 181H183L184 183ZM230 182V181H229ZM238 182V181H237ZM182 183V184H183ZM192 183V182H191ZM214 183V182H213ZM218 183V181H217ZM221 183V182H220ZM259 183V182H256ZM255 183V184H256ZM262 183V182H261ZM260 183V184H261ZM92 184V183H91ZM96 184V183H95ZM103 184V183H102ZM181 184V185H182ZM185 184V183H184ZM193 184V183H192ZM236 184V183H235ZM264 184V183H263ZM93 185V184H92ZM101 185V184H100ZM226 185V184H224ZM249 185V183H248ZM246 185V186H248ZM251 185V184H250ZM135 186V187H136ZM212 186V185H211ZM235 185H233L232 187H234ZM245 186V187H246ZM95 187V186H94ZM101 187V188H102ZM110 187V188H109ZM190 187V186H188ZM187 187V188H188ZM228 187V186H227ZM232 187L230 189H232ZM238 187V185L236 186V188ZM257 187V186H256ZM88 188V189H87ZM98 188V187H97ZM191 188V187H190ZM189 188V189H190ZM196 188V186H195ZM194 188V190H195ZM226 188V187H225ZM248 188V187H247ZM259 188V186H258ZM92 189V188H90ZM100 189V188H99ZM99 189H95V191L99 190ZM188 189V190H189ZM200 189V188H199ZM230 189H227L230 191ZM246 189V188H245ZM260 189V188H259ZM106 190V189H105ZM117 190V191H118ZM187 190V191H188ZM198 190V189H197ZM223 190V189H222ZM235 190V189H234ZM239 190V189H238ZM261 190V189H260ZM92 191V192H95ZM103 191V190H102ZM203 191V190H202ZM221 191V190H220ZM226 191V190H225ZM240 191V190H239ZM255 191V190H253ZM252 191V192H253ZM77 192V191H76ZM84 192V190H83ZM82 192V193H83ZM112 192V191H111ZM110 192V193H111ZM135 192V193H136ZM149 192V193H148ZM194 192V191H193ZM234 192V191H233ZM73 193V194H72ZM148 193V195H147ZM152 193V194H154ZM187 193H190L187 192ZM230 193V192H229ZM255 193V192H254ZM42 194V193H41ZM40 194V196H41ZM96 194V193H95ZM113 194V193H112ZM116 194V192H115ZM121 194V193H120ZM123 194V193H122ZM192 194V193H190ZM207 194V193H206ZM227 195V193H225ZM239 194V193H237ZM252 194V193H251ZM257 194V193H255ZM35 195V194H34ZM151 195V194H150ZM149 195V196H150ZM203 195V193H202ZM201 195V196H202ZM221 195V194H220ZM235 196V193L233 194ZM60 196V197H59ZM77 196V195H76ZM75 196V199L77 198ZM79 196V195H78ZM82 196V195H81ZM112 196V195H111ZM153 198L154 195H152ZM187 196V195H186ZM199 196V195H197ZM224 196V197H225ZM241 196V195H240ZM80 197V196H79ZM83 197V196H82ZM81 197V198H82ZM87 197V196H85ZM89 197V196H88ZM94 197V195H93ZM100 197V196H99ZM189 197L191 198V195H189ZM193 197V196H192ZM208 197V196H207ZM231 197V196H230ZM39 198V197H38ZM37 198V199H38ZM41 198V199H42ZM47 198V200H46ZM91 198V197H90ZM95 198V197H94ZM109 198V197H108ZM130 198V197H129ZM144 198V197H143ZM145 198V199H147ZM186 198V197H185ZM189 198V199H190ZM200 198V197H199ZM221 198V197H220ZM228 198V197H227ZM233 198V197H232ZM232 198H230L229 200H232ZM238 198V197H237ZM244 198V197H243ZM25 199V200H24ZM37 199H35L37 201ZM65 199V200H67ZM85 199V198H84ZM143 199V200H145ZM152 199V198H151ZM197 199V198H196ZM211 198H209L210 200ZM224 199V198H223ZM23 200V201H22ZM55 200L53 202H55ZM91 200V199H90ZM95 200V199H94ZM103 200V199H102ZM148 200V199H147ZM162 200V201H161ZM185 200V199H184ZM208 200V199H207ZM213 200V199H212ZM221 200V199H220ZM238 203H241V201L239 199ZM34 201V202H33ZM43 201V200H42ZM58 201V204H59ZM75 201V200H74ZM98 201V200H97ZM182 201V200H180ZM31 202H33L34 208L32 209V212L30 211L31 208L27 209V206H32ZM57 202V201H56ZM63 202V201H62ZM88 202V201H87ZM92 202H96V201H92ZM103 202V201H102ZM106 202V200H105ZM137 202V201H135ZM146 202V201H145ZM150 202V201H149ZM184 202V201H182ZM187 202V201H186ZM205 202V201H204ZM202 202V203H204ZM208 202V201H207ZM108 203V202H107ZM119 203V202H118ZM134 203V202H132ZM131 203V204H132ZM148 203V202H147ZM165 202V204H167ZM188 203V202H187ZM186 203V205H187ZM201 201H197V200H191L190 199V203H189V207L188 209H192L193 211L196 208H200L198 206H200ZM201 203V205H203ZM214 203V202H213ZM30 204V205H29ZM39 204V199H38V203ZM43 204V203H42ZM41 204V205H42ZM51 204V203H50ZM84 204V202H83ZM86 204V203H85ZM91 204V203H90ZM109 204V203H108ZM130 204V203H129ZM128 204V205H129ZM130 204V205H131ZM139 203L137 202V205ZM165 204H163L165 206ZM167 206L165 207H168ZM180 204V203H179ZM223 204V203H222ZM229 204V203H228ZM242 204V203H241ZM45 204H43L42 206H38L39 208L42 207V210H46L49 212L48 209H45L44 207ZM65 205V204H64ZM80 205V204H79ZM82 205V203H81ZM93 205H95L93 203ZM106 205V204H105ZM123 205V204H122ZM127 205V204H126ZM127 205V207H128ZM129 205V207H131ZM133 205V204H132ZM148 205H150L148 203ZM158 205V204H157ZM213 205V204H212ZM264 205V204H263ZM53 206V205H52ZM50 206V208L52 207ZM63 206V205H62ZM92 205H90L89 207H91ZM107 206V205H106ZM178 207L180 205H177ZM204 206V205H203ZM23 207V208H20ZM56 207H58L56 205ZM55 207V208H56ZM68 207V206H67ZM70 207V206H69ZM105 207V206H104ZM113 207V206H112ZM120 207V206H119ZM117 208L118 210L121 208ZM124 207V206H123ZM128 207V208H129ZM174 207V206H173ZM182 208L184 206H181ZM187 207L185 212L187 211ZM10 208H8L10 210ZM37 208V209H39ZM47 208V207H46ZM96 208V207H95ZM127 208V210H128ZM132 208V207H131ZM16 209V208H15ZM60 209V208H59ZM67 209V208H66ZM76 209V208H75ZM102 209V208H101ZM112 209V208H111ZM167 209V208H166ZM180 209V208H179ZM1 210V211H2ZM17 210V209H16ZM12 210H10L9 213H7L8 216H1L0 220L2 221V223L10 221L11 217L14 218L16 214L21 213L18 210V213ZM58 210V209H57ZM56 209H53V212L55 214V211H57ZM64 210V208H63ZM69 210V209H68ZM74 210V209H73ZM85 210V209H84ZM83 210V211H84ZM87 210V209H86ZM115 210V209H114ZM132 210V209H130ZM129 210V211H130ZM160 210V209H159ZM162 210V209H161ZM170 210V209H169ZM6 211V210H5ZM31 213H30V212ZM38 211V210H37ZM39 211V212H40ZM128 211V212H129ZM36 212V210H35ZM43 212V211H42ZM52 214V211H50ZM120 212V211H119ZM173 212H175L173 210ZM183 212V210H182ZM218 212V211H217ZM61 213V212H60ZM88 213V212H87ZM95 213V212H94ZM127 213V212H125ZM134 213V212H133ZM155 213V212H154ZM171 213V212H170ZM194 213V212H193ZM20 214V215H22ZM42 214H45L42 213ZM76 214V213H75ZM74 214V215H75ZM91 214V213H90ZM89 214V215H90ZM122 212L121 215L118 216L121 217L122 219ZM129 214V213H127ZM132 214V213H131ZM130 214V215H131ZM159 216H157V227L163 225V223L166 224V222L164 221V217L161 216L162 212H158ZM157 213L155 215H158ZM164 214V213H163ZM169 214V213H168ZM1 215V214H0ZM5 215V214H4ZM19 215V217H20ZM33 216L35 215L34 213L32 214ZM41 214H39V217ZM78 215V213H77ZM97 215V214H96ZM119 215V213H118ZM154 215V214H153ZM173 215V214H172ZM209 215V214H208ZM37 216V214H36ZM36 216H34L33 218H35L36 220ZM44 216V215H43ZM55 216V215H54ZM62 216V215H61ZM69 216V215H68ZM67 216V217H68ZM72 216V215H71ZM85 216V215H84ZM124 216H126V214H124ZM136 216V215H135ZM134 216V218H135ZM168 216V215H167ZM193 216V215H192ZM17 216V218H19ZM38 217V216H37ZM38 217V218H39ZM73 217V216H72ZM71 217V218H72ZM75 217V216H74ZM127 217V216H126ZM130 217V216H128ZM154 217V216H153ZM195 218V216H193ZM55 218V217H54ZM58 218V217H57ZM76 218V217H75ZM133 218V219H134ZM174 218V217H172ZM176 218V217H175ZM180 218V216L178 217ZM185 218V217H184ZM189 218V216H188ZM263 218V217H262ZM47 219V218H46ZM45 219V220H46ZM73 219V218H72ZM86 219V218H85ZM92 220V217H88V219L86 220ZM102 219V218H101ZM120 219V218H119ZM119 221H122V220ZM125 219V217H124ZM123 219V220H124ZM130 220V218H127ZM191 219V218H189ZM188 219V220H189ZM199 219V218H198ZM12 220V219H11ZM21 218L18 220L20 221ZM37 220H41L40 218ZM43 220V219H42ZM49 220V219H48ZM54 220V219H53ZM78 220V219H77ZM84 220V219H83ZM84 221L88 222V221ZM107 220V219H106ZM117 221V219H114ZM126 220V219H125ZM124 220V221H125ZM128 220V221H129ZM176 220V219H175ZM184 220V219H183ZM201 220V219H200ZM237 220V218H236ZM246 220V218H245ZM0 221V224H1ZM33 221V220H32ZM69 221V220H68ZM79 221V220H78ZM181 221V219H180ZM218 221V220H217ZM243 221V220H242ZM27 222V221H26ZM44 222V221H43ZM49 222H51L49 220ZM76 222V221H75ZM82 222V220H81ZM104 222V221H103ZM112 222V221H111ZM131 222V221H130ZM154 222V221H153ZM168 222V221H167ZM179 222V221H178ZM195 222V221H194ZM241 222V221H240ZM11 223V222H10ZM35 223V222H34ZM40 223V222H39ZM58 223V222H57ZM62 223V222H61ZM67 223V222H66ZM74 223V221H73ZM116 223V222H115ZM113 223V224H115ZM118 223V222H117ZM124 224V222H122ZM126 223V222H125ZM128 223V222H127ZM192 223V222H191ZM201 223V222H200ZM199 223V224H200ZM239 223V222H238ZM22 224V223H21ZM24 224V223H23ZM47 224V223H45ZM60 224V223H59ZM88 224V223H86ZM134 224V223H133ZM152 224V223H151ZM161 224V225H160ZM178 224V223H175ZM194 224V223H193ZM197 224V222L195 223ZM240 224V223H239ZM242 224V223H241ZM4 225V224H2ZM48 225V224H47ZM51 225V223H50ZM48 225V226H50ZM105 224H102L101 229L99 228L98 230L100 232L105 226ZM120 225V224H119ZM167 225V224H166ZM165 225V226H166ZM169 225H172L171 223ZM238 225V224H237ZM1 226V225H0ZM6 226V225H5ZM9 226V225H8ZM18 226V225H17ZM21 228V225H19ZM45 226V225H44ZM47 226V227H48ZM53 226H55L54 222H53ZM59 226V225H58ZM67 226V225H66ZM78 226V225H77ZM91 226V225H90ZM117 226V225H116ZM151 226V225H150ZM181 226V225H180ZM185 226V225H183ZM192 226V225H190ZM241 226V225H240ZM3 227V226H2ZM51 227V226H50ZM59 227H63V226H59ZM69 228V226H67ZM83 227V226H82ZM93 227V226H92ZM98 227V226H97ZM121 227V226H120ZM134 227V226H133ZM169 227V226H168ZM11 228V225H10ZM18 228V227H17ZM27 228V227H26ZM66 228V227H65ZM71 228V227H70ZM69 228V229H70ZM74 228V227H73ZM81 228V227H80ZM85 228V227H84ZM83 228V230H84ZM87 228V227H86ZM91 228V227H90ZM95 228V227H94ZM106 228V227H105ZM129 228V227H128ZM162 228V227H161ZM175 228V227H174ZM173 228V229H174ZM186 228V227H185ZM16 229V227H15ZM25 229V227L22 229V231ZM44 229V228H43ZM67 229V228H66ZM72 229V228H71ZM70 229V230H71ZM127 229V228H126ZM131 229V228H130ZM164 229V228H163ZM166 229V228H165ZM168 229V228H167ZM166 229V230H167ZM170 229V228H169ZM190 229V228H189ZM202 229V228H201ZM12 230V228H11ZM10 230V231H11ZM18 230V229H16ZM15 230V234L17 233ZM30 230V228H29ZM47 230V229H46ZM52 230V229H51ZM50 230V231H51ZM81 230V229H80ZM88 230V229H87ZM90 230V229H89ZM88 230V232H89ZM109 230V229H108ZM110 230L113 231V229L111 228ZM109 230V232H110ZM115 230V229H114ZM156 230V229H155ZM176 229H174L175 231ZM9 231V232H10ZM14 231V227L13 230ZM19 231V230H18ZM21 231V230H20ZM19 231V232H20ZM26 230H24L25 232ZM53 231V230H52ZM72 231V230H71ZM76 231V230H75ZM111 231V232H112ZM129 231V230H128ZM131 231H133L131 229ZM129 231V232H131ZM149 231V230H148ZM159 231L160 234V230ZM156 231V232H157ZM43 232V231H42ZM47 232V231H45ZM87 232V231H86ZM105 232V231H104ZM162 232V231H161ZM168 232V231H167ZM185 232V229H184ZM191 233V231H189ZM3 233V232H1ZM8 233V232H7ZM38 233V232H37ZM224 233V232H223ZM9 234V233H8ZM11 234V232H10ZM39 234V233H38ZM79 234V232H78ZM89 235V233H87ZM86 234V235H87ZM107 234V233H106ZM111 234V233H110ZM115 234V233H114ZM118 234V232H117ZM166 234V233H165ZM187 234V232H186ZM213 234V233H212ZM2 235V234H1ZM17 235V234H16ZM20 235V234H19ZM24 235V234H23ZM27 235V233H26ZM41 235V233H40ZM46 235V234H45ZM84 234V236H86ZM88 235L86 236V238L88 237ZM105 235V234H104ZM109 235V234H108ZM119 235V234H118ZM117 235V236H118ZM121 235V233H120ZM130 235V234H129ZM134 235V234H132ZM131 235V236H132ZM162 235V234H160ZM169 235V233H168ZM166 235V236H168ZM190 235V234H189ZM198 235V234H197ZM211 235V233H210ZM5 237H8L10 235H4ZM13 236V235H12ZM11 236V238H13ZM99 236V235H98ZM106 236V235H105ZM163 236V235H162ZM219 236V235H218ZM18 237V236H16ZM75 237V236H74ZM104 237V236H103ZM148 237V236H147ZM151 237V236H150ZM171 237V236H170ZM188 237V236H187ZM1 238V237H0ZM10 238V237H9ZM70 238V237H69ZM85 237L76 240L73 242L72 241H67L66 245L62 248H60L59 250L57 249V252H55V255H53V257L57 258L61 257L62 254H65V256L67 257V259L65 260V256L64 258L61 257L62 259H64L65 261L60 263V264H73L77 259L79 260V258H81L80 256H84L90 252H94L97 251L99 249H103V251H105L106 249H110L111 247L107 244V243H102L100 244L101 241H99V247H95L94 249H92L90 246L87 245L88 241H89V237L86 239ZM132 238V237H131ZM139 237H137L136 239H138ZM143 239H145L144 237H142ZM193 238V237H192ZM215 238V236H214ZM217 238V237H216ZM215 238V239H216ZM6 239V238H5ZM15 239V238H13ZM76 239V238H75ZM98 239V238H97ZM119 239V238H118ZM158 239V238H157ZM162 239V238H161ZM214 239V240H215ZM66 240V238H65ZM71 240V239H70ZM102 240V239H101ZM131 240V239H130ZM142 240V239H141ZM164 240V239H163ZM183 240V239H182ZM189 240V239H188ZM1 241V240H0ZM6 241V240H4ZM3 241V242H4ZM92 241V240H91ZM97 241V240H96ZM110 240H108L109 242ZM128 241V240H127ZM151 241V240H150ZM154 241V240H153ZM198 241V240H196ZM2 242V243H3ZM30 242V241H29ZM90 242V241H89ZM121 242V241H120ZM169 242V241H168ZM202 242V241H201ZM63 243V242H62ZM94 243V242H93ZM122 243V242H121ZM138 243V242H137ZM185 243V242H183ZM197 243V242H195ZM1 244V243H0ZM4 244V243H3ZM25 243L21 244L24 245ZM31 244V243H30ZM89 244V243H88ZM96 244V243H95ZM143 244V243H142ZM190 244V243H189ZM5 245V244H4ZM63 245V244H62ZM94 245V244H92ZM91 245V246H92ZM141 245V243H140ZM139 245V246H140ZM186 245V244H185ZM2 246V244H1ZM120 246V245H119ZM138 246V245H137ZM90 247V248H89ZM21 248V247H20ZM106 248V249H105ZM4 249V248H3ZM42 249V248H41ZM54 249V248H53ZM55 249V250H56ZM105 249V250H104ZM125 249V248H124ZM124 249H122L124 251ZM148 249V248H147ZM204 249V248H203ZM202 249V250H203ZM262 250V249H261ZM4 251V250H3ZM9 251V249H8ZM101 251V250H100ZM99 251V252H100ZM113 251V250H111ZM152 251V250H150ZM6 252V251H5ZM64 252V253H63ZM98 252V253H99ZM115 252V251H114ZM200 252V251H199ZM2 253V252H0ZM61 253V254H60ZM105 252H103L104 254ZM112 253V252H111ZM152 253L155 254L154 250L152 251ZM196 253V252H195ZM31 254V253H30ZM103 254H100L103 255ZM108 254V253H107ZM151 254V253H150ZM4 255V254H3ZM2 255V257H3ZM153 255V254H152ZM1 256V255H0ZM4 256H7L6 254ZM10 256V255H9ZM8 256V257H9ZM20 256V255H19ZM51 256V255H50ZM49 256V257H50ZM110 256V255H109ZM121 257V255H119ZM188 256V255H187ZM194 256V254H193ZM197 256V254L195 255ZM24 257V256H23ZM27 257V256H26ZM29 257H31L29 255ZM97 257V256H96ZM118 257V256H117ZM125 257V256H124ZM200 257V255H199ZM17 258H19L17 256ZM55 258V259H56ZM93 258V257H92ZM95 258V257H94ZM193 258V257H192ZM196 258V257H195ZM198 258V257H197ZM5 259V258H3ZM9 259V258H8ZM26 259V258H25ZM30 259V258H29ZM28 259V260H29ZM52 259V258H51ZM59 259V258H58ZM57 259V261H58ZM60 259V260H62ZM104 259V258H103ZM120 259V258H119ZM123 259V258H122ZM127 259V258H126ZM194 259V258H193ZM14 260V259H13ZM116 260V259H115ZM114 260V261H115ZM118 260V259H117ZM206 260V259H205ZM204 260V261H205ZM4 261V260H3ZM10 261V259H9ZM23 261V260H22ZM26 261V260H25ZM41 261V260H40ZM46 261V260H45ZM52 262V260H50ZM50 261H46L44 264H49ZM55 261V260H54ZM63 261V260H62ZM109 261V260H108ZM121 261V260H120ZM184 261V260H183ZM182 261V262H183ZM190 261V259H189ZM196 261V260H195ZM79 262V261H78ZM77 262V264H78ZM85 262V261H84ZM118 262V261H117ZM15 263V262H14ZM20 263V262H18ZM32 263V262H31ZM54 263V262H52ZM83 263V262H82ZM107 264V262H105ZM104 263V264H105ZM116 263V262H115ZM176 263V262H175ZM185 263V262H184ZM191 263V262H190ZM193 263V262H192ZM10 264V263H9ZM16 264V263H15ZM98 264V263H97ZM114 264V263H113ZM161 264V263H160ZM168 264V263H167ZM181 264V263H180ZM188 264V263H187ZM201 264V263H200ZM264 264V263H263Z\"/></svg>",
	"mask_w": 264,
	"mask_h": 264
}]
</instances>
